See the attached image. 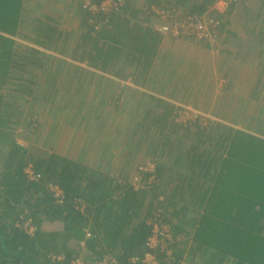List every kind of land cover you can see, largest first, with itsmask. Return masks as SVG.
<instances>
[{"label": "trees", "instance_id": "obj_1", "mask_svg": "<svg viewBox=\"0 0 264 264\" xmlns=\"http://www.w3.org/2000/svg\"><path fill=\"white\" fill-rule=\"evenodd\" d=\"M103 1L80 0L77 8L73 9L75 2L67 7L80 24L76 43L70 46L73 54H78L72 61L86 62L113 77L122 76L126 67L148 75L161 45L160 33L133 24L134 15L124 19L118 12H105L99 6ZM154 1H159L158 8L178 7L181 14L174 22L202 20L216 2L149 0L147 6ZM240 1L228 0L226 14L213 11L212 20L217 25L209 29L214 42L221 41L220 49H226L230 40L235 42L236 57L229 72L238 59L246 66L254 48L262 51L255 58L264 54V0H259L257 16L250 23L249 11H241V7L235 11L244 3ZM32 2L0 0V88L12 80L27 81V85L20 87L19 83V89L11 90L15 95H8L9 100H4V95L0 98V264H73L84 257L86 263L109 257L116 264H145L141 259L148 252L157 264H264V131L248 125L251 120L256 122L250 109L237 114L243 121L233 122L246 124L243 129L198 119L177 124L170 119L173 114L177 117V108L152 98L156 104L169 107L172 114L157 115L153 121L160 137L157 161H152L154 171H141V165L133 179L130 167L123 177L115 179L106 170L85 167L59 154L36 155L34 148L14 140L11 125H19L20 119L15 122L13 118L23 114L14 100L21 94L38 93L35 87L41 80L37 72L35 81L25 79L27 70L20 63L41 68V60H45L82 71L37 50L27 49L28 55L23 57L15 53L22 46L6 36L27 33L29 43L46 51L56 40L64 39V32L60 37L55 28L38 19L40 14L30 15L28 3L39 8L38 1ZM94 5L97 10L91 9ZM149 35L152 39L146 41ZM53 65L43 69V74H56ZM246 83L242 78L238 84L242 88ZM242 102L240 105H246ZM93 111L89 105L87 116ZM178 130H182L180 136ZM29 166L39 176L37 181L26 177ZM132 182L140 185L139 190ZM51 183L63 192L60 204L46 189ZM162 193H168L169 201L158 200L160 206L165 205L159 214L153 201ZM156 218L167 225L173 237L166 248L150 249L146 245ZM29 220L35 228L32 233L25 228Z\"/></svg>", "mask_w": 264, "mask_h": 264}, {"label": "rangeland", "instance_id": "obj_2", "mask_svg": "<svg viewBox=\"0 0 264 264\" xmlns=\"http://www.w3.org/2000/svg\"><path fill=\"white\" fill-rule=\"evenodd\" d=\"M36 1L39 2L38 9H34L35 6L30 3L26 6L30 15L40 14L38 19L55 28L58 36L61 37V32H64V39L56 40L50 47V51H43L44 55L64 60L69 65L79 66L82 71H73L72 68L64 69L63 65L55 63L53 70L58 72L56 74L51 72V75L47 77L43 74L44 70L30 65L23 66L24 63H20V66L27 70L23 76L25 79L35 81L37 72L40 75L37 79L41 78V80L35 87L38 93L35 92L32 96L21 94L19 99L14 100L16 107L23 114L20 118L18 116L13 118L15 122L20 119V124L11 125L12 133L18 144L27 146L29 149L34 148V154H59L85 167L106 170L115 179L123 177L130 167L133 170V176L130 179H133L135 173L139 172L138 167L157 161L156 142L160 137L154 131L155 117L172 114L169 107L156 104L151 100L152 98L180 109V112L174 109L177 117L173 118V114L170 118L177 124L194 122L198 119L243 129L246 124L235 125L233 122L243 121L237 114L243 109H250V114L255 117L256 122L251 120L247 124L253 129L264 131V54L261 58H255L261 51L259 48L252 50V54L248 56L249 62L245 63L246 66L238 59L229 72L228 67L230 68V65L234 63L237 49L232 40L229 41L227 48L222 50L220 40L212 43L209 39L176 38L171 31L174 19L181 14L178 7L168 6L169 14H166L169 17L164 19L160 15L161 8L158 9L159 1H154L149 7L147 6L149 0H129L128 3L126 0H121L119 6L122 9L120 12L118 7L115 10L121 18L125 19V17L129 18V15H134L133 24L143 25L145 29L151 27L152 31L160 33L159 60L155 61V66L148 73L151 75L149 80H146L144 75L133 67H126L120 77L111 75L105 77V74L101 73L102 76L97 74L99 76L91 80L95 76L92 77V70L87 69L89 64L77 63L71 59L74 58L73 55L78 56L73 54L70 46L76 43L80 24L78 18H73L74 11H67V7L75 2L73 9L77 8L80 0H72V2L62 0V3L57 0ZM226 1L228 0H216L213 6L202 15L205 25H211L213 11L221 14L229 12V4ZM260 1L262 3L263 0ZM258 3L259 0H244V3L239 4L235 11L239 12L240 7L241 11H249L251 14L247 21L250 23L257 16ZM144 32L139 38L144 35ZM150 39H152L151 35L146 38V41ZM17 40L23 44L28 38L26 39L22 33ZM68 43L70 44L67 45ZM27 49L30 48L22 46L15 53L23 57L28 55ZM41 61L44 69L50 66L47 61ZM38 62H40L39 59ZM242 78H245L247 83L241 88L238 83ZM113 80L124 81L121 85H126L128 89L121 90L122 86H117ZM26 82L9 81L0 88L2 89L0 98L4 95L3 99L9 100L11 96L8 95H15L11 90L19 89V83L20 87L27 85ZM87 94L89 97L86 96ZM48 97L52 100L48 101ZM240 100L245 101L246 105H240ZM89 105H92L94 111L87 116ZM29 122L33 123L29 125ZM178 132L180 136L182 130ZM131 184L133 185V182ZM52 186L55 184L46 186L48 193ZM168 193H162L153 201L157 207L155 211L158 209L161 211L162 207H165V205L160 206L159 201L164 199L169 201L166 197ZM27 223L25 228L30 231ZM82 259H79L80 263H86L85 257ZM87 264H89L88 261Z\"/></svg>", "mask_w": 264, "mask_h": 264}, {"label": "built area", "instance_id": "obj_3", "mask_svg": "<svg viewBox=\"0 0 264 264\" xmlns=\"http://www.w3.org/2000/svg\"><path fill=\"white\" fill-rule=\"evenodd\" d=\"M119 3H120V0H105L102 3H100L99 6L102 10L107 11V12L115 11L117 7L119 6ZM89 5L91 4L89 3ZM91 9L97 10L98 7L94 5L92 6ZM166 13H168L166 12V10H163L160 12V15L162 16V18L167 19L169 17L168 15L169 13L168 14ZM205 23H204L203 18L202 20L199 18H196V19L186 18L182 21L174 22L172 25L171 32L173 33L172 35L176 38L178 37L187 38L190 36H195L198 39H209L210 42L213 43L215 41V38L210 35L211 32L209 31V29L210 27H214V25H217V22L213 23V20L211 19V23H210L211 25L207 26L205 25ZM154 168H155L154 164H146L144 166H141L140 170L146 171V172H153ZM25 174H26V177L31 181H37L39 179V176L34 173L32 166H29L25 170ZM133 185L136 190H139L140 185L138 183H133ZM51 189H50V193L52 197L56 199V202L58 204L62 203L63 202V192L60 189V187L58 185H55V186H52ZM156 212L160 214L159 210ZM157 217H159V215H157ZM30 222L31 221L29 220L27 223V226L29 227L30 233H32L35 228L33 225L30 224ZM153 223H154V229H153L152 236L149 238L146 244L147 247L150 249H155L158 247L166 248L167 247L166 244H168L169 241L172 242L173 240V237L169 233L167 225L163 222H159L158 218L154 219ZM133 260L137 261L140 259L134 258ZM115 262H116L115 259L104 257L103 259L93 258L91 261H89V264H116ZM141 262L145 264H157L155 257L150 252L146 253V255L141 259ZM73 264H81V263L79 260H77ZM83 264H87V263L84 262Z\"/></svg>", "mask_w": 264, "mask_h": 264}, {"label": "crops", "instance_id": "obj_4", "mask_svg": "<svg viewBox=\"0 0 264 264\" xmlns=\"http://www.w3.org/2000/svg\"><path fill=\"white\" fill-rule=\"evenodd\" d=\"M141 26H143V25H141ZM151 28V27H150ZM152 29V28H151ZM22 34H18L15 38H13V41H15V42H18V44L20 45V44H22V42L21 41H18L17 39L21 36ZM24 35H26V34H24ZM17 38V39H16ZM175 39V38H174ZM26 44H28V45H31V44H29V43H27L26 42ZM31 50H37V51H39L40 53H42L43 55H44V53H43V51L42 50H40V49H38V48H34L33 46L32 47H29ZM160 48V47H159ZM159 57H160V55H159V52L157 51V53H156V56L154 57V59H153V61H152V64H151V70H152V68L155 66V61L158 59L159 60ZM54 59V58H53ZM52 64H55V63H53V62H51V63H49V65L50 66H52ZM71 64V63H70ZM157 64V63H156ZM44 65V64H43ZM89 68L92 70L91 72H92V74H91V76L93 77V76H95V77H93V78H91V80L92 79H95V78H97V76H102V74H101V72H99V73H97V70H95L94 68H91V67H87V69L89 70ZM37 69H44V67H41V68H37ZM97 74H99V75H97ZM39 77H40V75H39ZM105 77H107V75L105 74ZM105 77H103V78H105ZM145 77V79L146 80H149L150 78H151V75H147L146 74V76H144ZM109 79V78H108ZM110 80V79H109ZM112 80V79H111ZM113 81H115V80H113ZM122 82H124V81H115L114 83L117 85V86H122V87H120V89L121 90H126V89H128L127 88V86L126 85H121V83ZM153 82H156V81H153ZM123 84H125V83H123ZM129 88H131V87H129ZM119 89V90H120ZM129 90H132V89H129Z\"/></svg>", "mask_w": 264, "mask_h": 264}, {"label": "clouds", "instance_id": "obj_5", "mask_svg": "<svg viewBox=\"0 0 264 264\" xmlns=\"http://www.w3.org/2000/svg\"><path fill=\"white\" fill-rule=\"evenodd\" d=\"M121 1V0H120ZM120 9H122L121 8V6H118V10H120ZM159 9V8H158ZM163 10H166V12H168L169 13V10H167V9H165V8H161V9H159V11L161 12V11H163ZM115 12V11H114ZM155 13H156V11H154ZM158 13V12H157ZM7 38H9V39H12L13 40V38L14 37H10V36H6ZM25 41V40H24ZM27 43H29L28 41H26ZM26 42H24L23 44H20L21 46H23V47H25V46H27V47H34V48H38V49H40V50H42V51H46V50H44L43 48H40V47H37V46H35V44H32V43H29V44H31V45H28V44H26ZM16 43H18V42H16ZM50 51V50H49ZM90 67V66H89Z\"/></svg>", "mask_w": 264, "mask_h": 264}]
</instances>
